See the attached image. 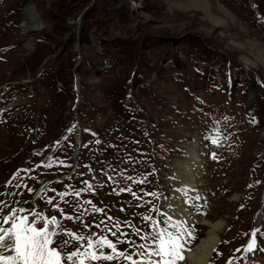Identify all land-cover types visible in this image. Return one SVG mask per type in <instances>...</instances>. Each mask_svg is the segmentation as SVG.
Here are the masks:
<instances>
[{
  "label": "rangeland",
  "instance_id": "374dc122",
  "mask_svg": "<svg viewBox=\"0 0 264 264\" xmlns=\"http://www.w3.org/2000/svg\"><path fill=\"white\" fill-rule=\"evenodd\" d=\"M34 1L29 36L32 0H0V229L47 226L61 264H144L173 225L191 249L222 221L209 264H264V0H95L81 29L92 0ZM195 143L203 198L179 220L165 177Z\"/></svg>",
  "mask_w": 264,
  "mask_h": 264
},
{
  "label": "bare ground",
  "instance_id": "6f19581e",
  "mask_svg": "<svg viewBox=\"0 0 264 264\" xmlns=\"http://www.w3.org/2000/svg\"><path fill=\"white\" fill-rule=\"evenodd\" d=\"M196 1V0H195ZM204 5H206L207 0H201ZM33 2H28L26 6L25 13V21L22 23L23 32L26 35H29L31 31L40 29V23L38 20L37 13L34 9ZM222 10L225 11L226 15L231 17L230 12L226 9V7L221 6ZM216 18V17H214ZM22 22V21H21ZM219 25H227V19H218L215 21ZM30 36V35H29ZM31 44V41H29ZM259 44V43H258ZM261 49L259 51L260 54L256 55V58L264 63V45H260ZM245 63L248 66H258L257 62L252 61L248 57H244ZM77 86V85H76ZM78 85V90H79ZM81 89V88H80ZM77 90V91H78ZM81 91V90H80ZM75 126L81 129L79 123H76ZM188 161H179L175 163V177L167 176L165 177L167 181L172 182L174 185L179 186L178 190H170L164 197V203L166 206V210L175 219L190 221V217L188 216V203L186 201V197H184L186 192L188 197L194 198H203V192L197 189V183L200 181L198 178L201 175L200 167L203 166L205 162L204 158L200 155V149L198 144L189 145L187 147ZM187 187V188H186ZM181 188H186V190H181ZM259 219V218H258ZM261 221V219H259ZM259 220H256L257 226L261 223ZM208 225V230L206 236L195 246V248H186L183 247L181 249L182 255L185 257L182 260V264H209L211 258L214 254L215 249L218 246V243L221 239V232L223 229L224 223L222 221H206ZM177 229L173 225L172 228H168V234H164L162 240H169L170 238H175L177 236ZM161 241V240H160ZM160 241L157 244L149 249L147 258L144 264H165V261H170V256L156 255L159 250ZM250 242V241H249ZM182 243V242H181ZM249 245V243H248ZM256 245L253 246L254 251ZM250 251L247 250L246 255L251 254Z\"/></svg>",
  "mask_w": 264,
  "mask_h": 264
},
{
  "label": "snow or ice",
  "instance_id": "6c2138e0",
  "mask_svg": "<svg viewBox=\"0 0 264 264\" xmlns=\"http://www.w3.org/2000/svg\"><path fill=\"white\" fill-rule=\"evenodd\" d=\"M78 195V193H77ZM97 211H100L97 209ZM7 221V218H5ZM27 217L20 219L19 223H12L11 229L5 231L0 229V248H10L15 252V255L5 256L0 253V264H61V253L54 247H49L52 243L51 236L53 233L48 231L47 226L37 229L36 227L26 225ZM57 218L52 217L49 223L56 224ZM77 240L83 239V237L75 236ZM191 237V233L188 234ZM255 237V232H253ZM67 243V241L65 242ZM101 244H106L113 252H117L114 244L107 239L101 241ZM255 245V239L249 242L247 246L248 251L253 250ZM93 245L89 242V247ZM184 245L180 241V237L170 238L169 240H161L159 250L156 255L170 256V261H165V264H176L177 260H184L181 249ZM80 255L78 252L71 253L67 259L73 260L74 264L76 258ZM117 255L124 259L131 261V264H138L133 260L131 255L125 256L124 252H118ZM87 257L90 260H108L114 259L112 255L96 254L95 252L87 253ZM79 264H84L83 260L79 261Z\"/></svg>",
  "mask_w": 264,
  "mask_h": 264
},
{
  "label": "flooded vegetation",
  "instance_id": "af4514ba",
  "mask_svg": "<svg viewBox=\"0 0 264 264\" xmlns=\"http://www.w3.org/2000/svg\"><path fill=\"white\" fill-rule=\"evenodd\" d=\"M92 2H93V0H92ZM90 4H91V3H90ZM88 6H89V5H88ZM89 9H90V8H89ZM89 9H88V10H89ZM88 10H87V11H88ZM83 11H84V10H83ZM83 11H82V12H83ZM87 11H86V12H87ZM121 41H122V40H119V42H121ZM128 43H129V42H126V41L121 42V44H122V45H125V46L128 45ZM144 43H145L146 45L143 46ZM135 45H137V43H136ZM150 45H151V44H150L148 41H146L145 39L141 40L140 43L138 44V46H139V52H142L143 50H145V46H150ZM145 51H146V50H145ZM145 55H146V54H145ZM139 57H141V56H139ZM113 60H114V59H113ZM113 60H112V62H113ZM114 61H116V60H114ZM94 69H96V70H94ZM97 69H99V67L92 68V72H93V74H96Z\"/></svg>",
  "mask_w": 264,
  "mask_h": 264
},
{
  "label": "water",
  "instance_id": "95a60500",
  "mask_svg": "<svg viewBox=\"0 0 264 264\" xmlns=\"http://www.w3.org/2000/svg\"><path fill=\"white\" fill-rule=\"evenodd\" d=\"M33 2V5H35L34 6V9H35V11H36V13H37V16H38V20H39V23H40V26L41 27H43V20H42V18L40 17V14H39V12H38V10H37V6H36V3H35V1L33 0L32 1ZM95 0H93V2L91 3V4H89V6H87L85 9H84V11L82 12V14H81V16H80V18H79V23H81L82 21H83V15L85 14V12L91 7V6H93L94 4H95ZM83 58V56H82V54H80V60Z\"/></svg>",
  "mask_w": 264,
  "mask_h": 264
}]
</instances>
